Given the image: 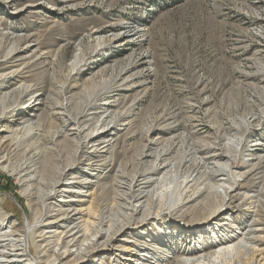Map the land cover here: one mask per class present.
Segmentation results:
<instances>
[{
  "label": "bare ground",
  "instance_id": "1",
  "mask_svg": "<svg viewBox=\"0 0 264 264\" xmlns=\"http://www.w3.org/2000/svg\"><path fill=\"white\" fill-rule=\"evenodd\" d=\"M47 4L45 1L0 0V123L10 115H20L11 120L13 127L0 128V168L20 185L19 192L31 210L24 227L18 226L17 222L8 224L10 217L0 210V264H94L100 252L114 249L116 252L108 258L102 255L104 258L99 264H104L107 259L111 262L105 264H215L223 255L232 256L233 263L229 264H237L246 256H251L254 264H264V253L258 247L264 242V142L256 140L249 147L245 142V137L258 128V122L264 120V108L260 110L262 118L251 116V120H234L225 131L217 130L215 139L195 145L178 161L171 156V149L153 148L157 142L147 140L142 144L139 169L126 175V163H122L116 167L112 181L104 182L115 165L114 156L120 152L117 142L107 137L108 132L111 134L117 130V125L130 114L134 104L133 100L123 111L112 113L111 103L114 100L111 98L115 97V89H130L134 85L138 75L129 71L148 60L150 52L143 50L135 60L126 54L122 58L125 60L123 65H119L121 59L104 65L106 70L113 72L106 84L98 89L94 84L96 73H90L86 81L91 86L85 91L88 95L80 112L73 118H63L58 103L51 104L41 96L43 94L36 92L39 81L33 83V78L25 83L22 80L32 76L25 75V72L30 66H36L33 62L38 57L32 54L24 60L25 57L19 54L21 50L35 45L25 40L27 33L22 32L25 28L21 14L31 7L35 9L32 13L42 16L45 12L73 8L80 2L61 5V8L55 7V3L51 6ZM4 11L9 12L10 18L2 14ZM127 31L103 33L104 27L100 25L87 28L72 42L76 49L65 64L68 75L81 72L107 46L118 41L134 42L130 38L136 33L144 36L141 28L130 34ZM10 40L26 42L22 47L17 44L6 48ZM84 42H87L86 53L81 47ZM22 60L24 67L13 63H21ZM26 100L31 102L23 106ZM98 103L100 107L97 108ZM42 105L49 109H45L41 117L46 120L59 115V131L66 137L83 124L79 129L83 132L74 160L56 168L54 174L50 170L42 172L45 167L40 164V154L16 167L8 165L12 146H21L34 137L41 138V128L30 131L28 121L38 115ZM188 134L177 136L184 143L193 138L191 133ZM134 135L133 132L131 136ZM32 145L37 144L32 141ZM45 149L48 147L45 146ZM189 155H192L191 159ZM146 157H153V160L146 163ZM80 165H83V170L71 174ZM68 174H71L69 179L66 178ZM43 185L46 188H42ZM92 186L95 187L92 192L88 189L83 191V188ZM110 191L117 201L126 200L125 211L122 209L116 214L96 216L90 226H84L83 216H88V206H83L84 203L92 202L95 207L99 198ZM234 198L238 201L236 206L245 210L237 220L231 218L230 212ZM244 205L247 206L244 208ZM224 212L230 217L216 223ZM235 227L241 230H235ZM170 228L175 229L171 233L164 232ZM193 230L197 233L194 234ZM125 234L128 238H120ZM120 240L123 245L115 246V242ZM158 241L166 249L159 250L160 247L154 244ZM29 243L38 254L35 262L29 261ZM175 249H180V252L167 261ZM135 259L138 260L134 262Z\"/></svg>",
  "mask_w": 264,
  "mask_h": 264
},
{
  "label": "rangeland",
  "instance_id": "2",
  "mask_svg": "<svg viewBox=\"0 0 264 264\" xmlns=\"http://www.w3.org/2000/svg\"><path fill=\"white\" fill-rule=\"evenodd\" d=\"M28 1H45L49 6L55 3L54 6L60 8L71 5L72 2H80L79 7L45 12L42 16L32 13L35 9L31 7L21 14L25 28L22 32L27 33L25 40L35 45L21 50L19 54L25 57L24 60L32 54L38 57L33 62L36 66H30L25 72V75L32 76L22 80L25 83L33 78V83L39 81L36 92L43 94L41 96L49 103H58L63 112L60 116L63 118H73L80 112L82 102L88 95L85 91L91 86L86 81L90 73H96L94 84L98 89L106 84L113 72L106 70L104 65L116 59H121L119 65H123L125 60L122 58L126 54L135 60L143 50L150 52L148 60L129 71L138 75L134 85L130 89H115V97L111 98L114 100L111 103L112 113L123 111L133 100L134 104L130 114L123 117L117 125V130L110 132L111 134L108 132L107 137L112 142H117L120 152L114 156L115 165L107 173L109 177L104 182L112 181L116 167L122 163H126V175L139 169L142 144L147 140L157 142L153 148L171 149V156L178 161L195 145L215 139L217 130L225 131L234 120H251V116H261L260 110L264 108V0H25ZM2 14L10 18L9 12L4 11ZM99 25L104 27L103 33H122L128 30L127 33L130 34L141 28L144 36L136 33L130 38L134 42L118 41L107 46L81 72L68 75L65 64L76 49L72 42L87 28ZM25 42L10 40L6 48L17 44L22 47ZM81 47L86 53L87 42ZM13 63L24 67L23 60L21 63ZM29 101L26 100L23 106L28 105ZM45 109L49 108L42 105L38 115L28 121L30 131L41 128V138H37L40 141L34 137L21 146H12L8 163L11 167H16L27 159L33 160L40 154V164L45 167L42 172L50 170L54 174L56 168H62L74 160L78 140L83 132L79 129L83 124H80L79 129L70 131L72 134L66 137L59 131V115L47 117L46 120L41 117ZM17 116L20 115H10L0 123V128L13 127L11 120ZM258 125L257 129L245 137L248 147L256 140L264 142V120L258 122ZM133 132L134 137L131 136ZM182 133L188 136L191 133L193 138L182 143L177 136ZM32 141L37 145L33 146ZM241 156L237 161H241ZM188 158L191 159L192 155ZM145 160L149 163L153 157H146ZM82 166L74 169L71 174L83 170ZM71 174L66 178L69 179ZM7 180L10 182L8 190L0 189V210L10 217L8 224L17 222L18 226L24 227L31 216L27 200L20 194V185L14 177L0 168L1 188H4ZM170 185L173 187V184ZM175 187L177 192L178 184ZM42 188H46V185ZM87 189L92 192L95 187L83 188V191L86 192ZM161 194L164 195L163 192ZM237 204L238 201L234 198L230 212L231 218L235 220L245 213ZM86 205L88 216H83V225L90 226L96 216L116 214L122 209L125 211L127 202L124 199L117 201L110 191L99 198L95 207L92 202H85L83 206ZM227 217L230 214L224 212L216 219V223ZM173 229L175 228L164 232L171 233ZM234 229L241 230L236 227ZM195 232L197 230H193L194 234ZM127 236L125 234L120 238L125 239ZM154 244L160 247L159 250L166 249L159 241ZM29 245V261L35 262L38 254L31 243ZM122 245L121 240L115 242L117 247ZM258 247L264 253V242ZM115 252V249L104 250L94 261L99 264L104 258L102 255L108 258ZM179 252L180 249L171 251L167 261L172 260ZM231 257L223 255L215 264H229L234 260ZM104 261V264L111 262L109 259ZM237 264L254 262L251 256H246Z\"/></svg>",
  "mask_w": 264,
  "mask_h": 264
},
{
  "label": "trees",
  "instance_id": "3",
  "mask_svg": "<svg viewBox=\"0 0 264 264\" xmlns=\"http://www.w3.org/2000/svg\"><path fill=\"white\" fill-rule=\"evenodd\" d=\"M5 183L8 184V185L6 186V184H4L5 185L4 188H1L3 186H0L1 190H8V186L10 185V182L7 180Z\"/></svg>",
  "mask_w": 264,
  "mask_h": 264
}]
</instances>
